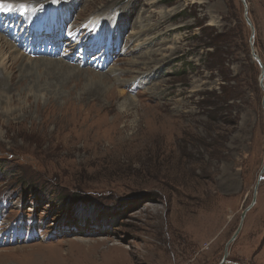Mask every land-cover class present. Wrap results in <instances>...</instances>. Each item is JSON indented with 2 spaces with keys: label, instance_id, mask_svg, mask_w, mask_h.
Wrapping results in <instances>:
<instances>
[{
  "label": "rangeland",
  "instance_id": "obj_1",
  "mask_svg": "<svg viewBox=\"0 0 264 264\" xmlns=\"http://www.w3.org/2000/svg\"><path fill=\"white\" fill-rule=\"evenodd\" d=\"M0 2L49 3L74 60L111 52L0 30V264H219L239 226L223 264H264V0L252 37L240 0Z\"/></svg>",
  "mask_w": 264,
  "mask_h": 264
},
{
  "label": "water",
  "instance_id": "obj_2",
  "mask_svg": "<svg viewBox=\"0 0 264 264\" xmlns=\"http://www.w3.org/2000/svg\"><path fill=\"white\" fill-rule=\"evenodd\" d=\"M240 2L242 3V5H243V7H244V14H243V17H244V20H245L246 24L249 26V28H250V30H251V37H252V36H253V28H252V26H251V23H250L249 19H248L247 16H246V4H245V0H240ZM251 57H252L253 60L256 61V63L258 64V66H259V68H260V72H261V73H260V76H259V86H260V88H261V90L263 91V94H264V86H263V78H264V75H263V67H262V65H261L260 60L258 59L257 55H255L254 50H253L252 48H251ZM261 106H262L263 111H264V95H263V98H262ZM263 168H264V160H263ZM263 168H262V171H261V172H263V170H264ZM260 178H261V177L259 176V180H260ZM255 192H256V188H255V190H254V194H255ZM252 204H253V203H252ZM245 213H246V211L243 212V214L241 215V219L244 218ZM240 227H241V226H239V228L237 229V231L235 232V234L231 237V239H230V240L228 241V243L226 244L224 255H223L221 261L219 262V264H223V263H225V260H226V258H227V247H228V245H229L231 242H233V241L235 240V237H236L237 233L239 232Z\"/></svg>",
  "mask_w": 264,
  "mask_h": 264
},
{
  "label": "bare ground",
  "instance_id": "obj_3",
  "mask_svg": "<svg viewBox=\"0 0 264 264\" xmlns=\"http://www.w3.org/2000/svg\"><path fill=\"white\" fill-rule=\"evenodd\" d=\"M136 3V1H132V3H128L129 4V6L127 7V8H125L124 9V11L126 10V9H130V11L131 12H133L135 9L133 8V6H134V4ZM45 4H48V3H45ZM5 5H7L2 11H4V12H10V11H13L14 10V7H15V5H10V4H6L5 3ZM18 5H23V6H27V5H24V4H18ZM40 5H43V4H40ZM8 6H10V7H8ZM129 9H128V11H129ZM126 12V11H125ZM17 14H18V16H21V14H20V12L19 11H17ZM101 16L102 15H91L89 18H88V22H90V24L92 23V25H90L89 27H86L88 30H94V31H96V29L99 27L98 26V24L97 23H100L101 25H100V28L99 29H103V24H104V21L103 20H98V18H101ZM23 17V16H22ZM25 18V17H24ZM108 28V27H107ZM109 29V28H108ZM104 31H107V29H105ZM5 44H7V45H9L8 44V42H5ZM2 61V64H3V60H2V57H0V62ZM1 64V65H2ZM77 70V69H76ZM75 69H73V71H76ZM98 90V89H97ZM97 92V91H96ZM177 136V135H176ZM189 155V154H188Z\"/></svg>",
  "mask_w": 264,
  "mask_h": 264
},
{
  "label": "snow or ice",
  "instance_id": "obj_4",
  "mask_svg": "<svg viewBox=\"0 0 264 264\" xmlns=\"http://www.w3.org/2000/svg\"><path fill=\"white\" fill-rule=\"evenodd\" d=\"M7 5H5L4 3L0 2V10H3ZM10 7V6H8ZM21 7H24L23 5H21Z\"/></svg>",
  "mask_w": 264,
  "mask_h": 264
},
{
  "label": "trees",
  "instance_id": "obj_5",
  "mask_svg": "<svg viewBox=\"0 0 264 264\" xmlns=\"http://www.w3.org/2000/svg\"><path fill=\"white\" fill-rule=\"evenodd\" d=\"M173 1H175V0H172V2H173ZM215 47H216V45H215ZM215 47H214V45H212V44H208L206 48H215Z\"/></svg>",
  "mask_w": 264,
  "mask_h": 264
}]
</instances>
